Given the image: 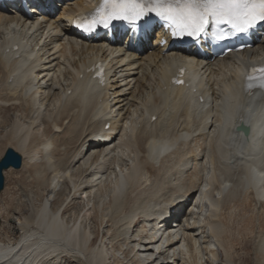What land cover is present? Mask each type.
<instances>
[{
	"label": "bare ground",
	"instance_id": "bare-ground-1",
	"mask_svg": "<svg viewBox=\"0 0 264 264\" xmlns=\"http://www.w3.org/2000/svg\"><path fill=\"white\" fill-rule=\"evenodd\" d=\"M91 1H67L42 20L0 11V156L5 145L21 153L25 183L35 188L22 201L26 214L0 211V232L4 224L22 232L16 241L0 239V264H154L152 247L165 239L172 245L163 256L169 250L174 256L167 264H220V252L225 264H233L227 219L235 211L257 239L254 254L262 264L264 191L240 182L256 155L240 138H222L224 116L228 123H252L264 109L254 92L240 98L235 115L227 111L243 64L231 55L201 62L158 46L115 53L117 45L102 39L80 40L68 12ZM13 44L20 48L16 55H3ZM260 54L264 41L244 53L243 63ZM94 59L105 62L109 77L95 93L78 77ZM179 64L196 71L193 89L202 101L162 90L161 79ZM110 135L107 143L101 139ZM173 140L175 146L160 155ZM182 206L184 217H176ZM44 207L62 240L46 238L39 219ZM160 210L171 214L170 223L155 221ZM95 227L106 230L99 242L92 237Z\"/></svg>",
	"mask_w": 264,
	"mask_h": 264
},
{
	"label": "snow or ice",
	"instance_id": "snow-or-ice-1",
	"mask_svg": "<svg viewBox=\"0 0 264 264\" xmlns=\"http://www.w3.org/2000/svg\"><path fill=\"white\" fill-rule=\"evenodd\" d=\"M150 15L162 17L165 22L162 26L170 30L173 38H198L211 27L212 38L222 41L264 22V0H99L91 11L76 17L73 24L82 32L92 33L101 27L108 28L115 21L138 25ZM222 25L230 30H224ZM96 77L103 85L102 69L97 71ZM244 79L245 92L251 94L255 88L264 93V66L251 67ZM172 83L183 84V81L174 79ZM175 143V140L165 143L158 150L159 154L169 151ZM39 219L48 240L63 239L62 229L50 226L47 207L41 209Z\"/></svg>",
	"mask_w": 264,
	"mask_h": 264
},
{
	"label": "rangeland",
	"instance_id": "rangeland-1",
	"mask_svg": "<svg viewBox=\"0 0 264 264\" xmlns=\"http://www.w3.org/2000/svg\"><path fill=\"white\" fill-rule=\"evenodd\" d=\"M2 130L3 129L1 128L0 131ZM6 146L8 145L3 146L2 152H4V150L6 149ZM20 169L12 168V169L5 171L4 173L5 174V186H4L3 191L0 192V211H2L3 209H6L7 211H9V213L14 218L21 217L22 215L26 214L27 210L25 209L26 207L22 201H24V198L27 197V195H29L31 191L35 190L34 187L27 186V184L25 183L23 171ZM31 194H33V197H35L34 193H31ZM66 203L67 202H64V205ZM36 204L39 205L40 200H36ZM58 204H59V201H56L55 206H57ZM237 212L238 211H235L233 213L236 214ZM235 214L234 216L232 214L233 216L231 217L232 219L231 218L227 219V222H228L227 227L229 230H231V231L227 230V233L229 231L230 233L229 236L231 237L233 236L231 240L232 241L231 244L232 245L234 244L233 245V252H234L233 256L234 257H231L232 254L230 256L232 259V263L233 264H257L255 254H254V251H255L254 248L256 246L255 240L257 239L251 238V235H249L248 230H246V227L244 226L246 225V223H244L245 221L243 220V217L242 216L240 217L241 214L237 213L238 215L237 214L236 215L238 217ZM1 215L2 217H4V214L1 213ZM238 219L241 221H239ZM96 223H99V220ZM244 230H246L247 232ZM21 234L22 232L18 228L9 229V227L4 224L0 232V239L5 240V241H7L8 239L11 241H16L20 238ZM101 235L106 236V230L105 229L101 230V229H98V227H95V234H94L95 237L93 238V240L95 241L98 237L97 242H99L100 241L99 238L101 237ZM108 240L109 239H105V238L103 239V241L107 245L109 244ZM109 247L110 245H108V250L110 253L112 252V249ZM113 260L114 259H110L109 264H113L114 263ZM219 261H220V264H225V255L221 252L219 253ZM262 261H263L262 264H264V260ZM71 264H76V263L72 262ZM122 264H125V262Z\"/></svg>",
	"mask_w": 264,
	"mask_h": 264
},
{
	"label": "clouds",
	"instance_id": "clouds-1",
	"mask_svg": "<svg viewBox=\"0 0 264 264\" xmlns=\"http://www.w3.org/2000/svg\"><path fill=\"white\" fill-rule=\"evenodd\" d=\"M240 182L242 187L249 190L264 184V170L257 165H249L240 177Z\"/></svg>",
	"mask_w": 264,
	"mask_h": 264
},
{
	"label": "water",
	"instance_id": "water-1",
	"mask_svg": "<svg viewBox=\"0 0 264 264\" xmlns=\"http://www.w3.org/2000/svg\"><path fill=\"white\" fill-rule=\"evenodd\" d=\"M22 164V156L13 147H8L3 156L0 158V191L4 187V169L13 167L20 168Z\"/></svg>",
	"mask_w": 264,
	"mask_h": 264
}]
</instances>
